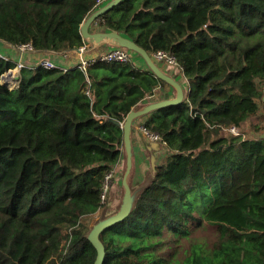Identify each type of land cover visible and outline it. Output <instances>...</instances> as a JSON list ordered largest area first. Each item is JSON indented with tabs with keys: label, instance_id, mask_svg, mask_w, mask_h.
<instances>
[{
	"label": "trees",
	"instance_id": "1",
	"mask_svg": "<svg viewBox=\"0 0 264 264\" xmlns=\"http://www.w3.org/2000/svg\"><path fill=\"white\" fill-rule=\"evenodd\" d=\"M100 6L0 0V40L79 48L81 24ZM95 23L151 55L173 54L189 88L142 122L166 157L132 213L101 234L103 264H264V138L230 131L264 101V0H122ZM14 65L0 59V264H94L85 218L105 205L104 177L122 163L124 131L111 119L123 122L166 82L130 59L86 73L25 68L10 89L1 76ZM197 197L212 199L205 215L191 208ZM186 219L210 234L190 237L182 261Z\"/></svg>",
	"mask_w": 264,
	"mask_h": 264
},
{
	"label": "water",
	"instance_id": "2",
	"mask_svg": "<svg viewBox=\"0 0 264 264\" xmlns=\"http://www.w3.org/2000/svg\"><path fill=\"white\" fill-rule=\"evenodd\" d=\"M121 1L108 0L83 20L80 31L84 41L89 44L91 50L104 45L114 48L124 47L136 52V54L143 58L148 69L156 77L169 85L172 95L159 99L147 98L146 100H142L131 108L123 122L111 119V121L119 124L124 131L122 168L119 185L115 186L116 182L114 183L107 202L101 208L100 214L92 218L89 231L86 234V237L97 249V257L94 264H103L106 254L101 234L107 228L125 220L132 213L144 190L150 187L155 179L160 154L167 152L166 147L161 141H152L144 136L137 126L138 121L156 110L184 102L189 93V89L185 88L179 79L161 67L151 54L134 40L123 36L117 29L92 30L98 18L106 14ZM6 43L14 47L13 43ZM9 74H12V71ZM16 74L17 81L20 82L21 74L19 72ZM19 82L14 88L19 85ZM3 84L8 86L6 82ZM161 90L164 91L165 88ZM135 140L137 141V145L135 144ZM137 152H141L144 157L140 163L137 161Z\"/></svg>",
	"mask_w": 264,
	"mask_h": 264
},
{
	"label": "built area",
	"instance_id": "3",
	"mask_svg": "<svg viewBox=\"0 0 264 264\" xmlns=\"http://www.w3.org/2000/svg\"><path fill=\"white\" fill-rule=\"evenodd\" d=\"M105 1L107 0H97V5L100 6ZM14 50L16 55L15 57H12L0 49V59L11 61L15 64L14 67L9 68L1 76V83L3 84L6 82L10 89H13L19 82L17 81L16 73L19 72L21 74V71L25 68H37L41 66L46 69H59L64 72L72 69H80L86 73L91 66L98 62H127L132 59V54L127 48L111 47L105 51H94L91 50L87 42L79 48L59 52V59L57 60L51 57L35 59V54L38 51L34 48L32 43L14 44ZM24 55H31L34 56V58L27 61L24 59ZM151 56L157 63L162 61L168 66H176L182 70L177 58L166 50L155 51ZM10 71H12V74H9ZM87 93L91 94L90 90H87ZM138 128L143 132L146 138L152 141H161L164 146L166 145V142L162 139L159 133L150 130L143 123H140ZM230 131L235 135L241 134L237 127H231ZM121 165L122 163L113 165L104 177L101 193V200L103 203L108 200L110 190L114 186L115 180L120 173Z\"/></svg>",
	"mask_w": 264,
	"mask_h": 264
},
{
	"label": "crops",
	"instance_id": "4",
	"mask_svg": "<svg viewBox=\"0 0 264 264\" xmlns=\"http://www.w3.org/2000/svg\"><path fill=\"white\" fill-rule=\"evenodd\" d=\"M98 29L101 30L100 24L95 23V26H94V28L92 30L94 31V30H98ZM109 48L110 47H106V46L103 45V46L95 49L94 51H105V50H107ZM0 49L3 50L4 52H6L7 54L11 55L12 57H15V55H16L14 47H11L10 45H8L3 40H0ZM58 53L59 52H55V51L36 52L35 59L51 57V58H54V59L57 60V59H59ZM33 58H34V56H31V55H26L24 57V59L27 60V61H30ZM132 59H133L134 63L138 67L146 68L147 65H146L145 62L143 63V61H142L140 56H139V58H137L135 55H132ZM162 64L164 66V69H166L173 76H175L177 79H179L181 82H183L184 83L183 85L185 86V88H187V85H188L187 84L188 83L187 77L184 76V73L182 72V70L179 67L168 66L164 62ZM162 88H165V90L164 91L158 90V92L155 95L149 96L148 98L149 99L150 98L159 99V98H164V97H170L172 95V90L169 87V85L165 84L164 87L163 86L160 87V89H162ZM187 89H189V88H187ZM162 93L165 94L163 97L161 96V95H163ZM145 118L146 117H144L140 121H138L137 126L140 123H142ZM241 130H240V132H243V136L245 138H251V139L264 138V101L262 102L259 111L257 113H255V114L250 116V118L245 122L244 126L241 128ZM135 144L137 145V141L136 140H135ZM164 156H165V152L160 154L159 162L162 161L161 158L164 157ZM142 159H144V157L142 156L141 152H137V161L140 163L142 161ZM121 168H122V165H121ZM121 168H120V173H119L118 177L115 180V182H116L115 186L119 185V183H120Z\"/></svg>",
	"mask_w": 264,
	"mask_h": 264
},
{
	"label": "rangeland",
	"instance_id": "5",
	"mask_svg": "<svg viewBox=\"0 0 264 264\" xmlns=\"http://www.w3.org/2000/svg\"><path fill=\"white\" fill-rule=\"evenodd\" d=\"M95 24L93 25L92 29L94 28ZM137 58H139L138 55H135ZM143 61V60H142ZM144 63V62H143ZM163 62L160 61L158 62V64L164 68ZM183 83V82H182ZM184 84V83H183ZM168 85V84H167ZM170 94V93H169ZM163 156V155H162ZM166 157V154L164 157H162L161 159L163 160L164 158ZM192 202L194 203V205L192 204L191 208L192 210H195L196 212L200 213L202 211V214L205 215L206 211L208 210V208L211 206L212 204V199H210L209 197H207L206 199H202L200 197H197V198H193L192 199ZM206 202V203H205ZM101 210V209H100ZM100 210L98 212H96L95 214H93L92 216L90 217H87L85 218V221L90 224L91 223V220L92 218H95L97 217L99 214H100ZM187 221V224H188V227L191 228V232L192 234L189 235V238L185 237V234L182 236V239H181V247L179 249L180 253L178 254L177 256V259H181L182 261L186 258L187 254L190 252L191 250V241L189 240L190 237H194V238H199V239H202L203 238V234H210V230L209 229H203L204 228V225L201 226V227H195L194 224H192L188 219H186ZM173 236V235H172ZM170 236L169 233H167L166 235H164V239H168L170 238V244H171V247L173 246H176L175 244L172 243V241L175 239V237H172ZM170 247V246H169ZM168 251V248L167 246L164 247V252H167Z\"/></svg>",
	"mask_w": 264,
	"mask_h": 264
}]
</instances>
